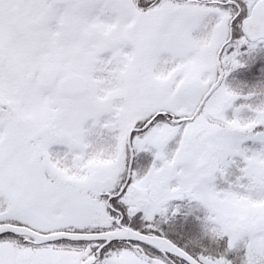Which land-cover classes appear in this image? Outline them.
I'll list each match as a JSON object with an SVG mask.
<instances>
[{
  "label": "snow or ice",
  "instance_id": "snow-or-ice-1",
  "mask_svg": "<svg viewBox=\"0 0 264 264\" xmlns=\"http://www.w3.org/2000/svg\"><path fill=\"white\" fill-rule=\"evenodd\" d=\"M57 30L83 77H28ZM261 41L264 0H0V264H264Z\"/></svg>",
  "mask_w": 264,
  "mask_h": 264
},
{
  "label": "rangeland",
  "instance_id": "rangeland-1",
  "mask_svg": "<svg viewBox=\"0 0 264 264\" xmlns=\"http://www.w3.org/2000/svg\"><path fill=\"white\" fill-rule=\"evenodd\" d=\"M116 27L115 24L109 26L108 31L111 30V28ZM106 34V33H105ZM56 40L53 41V43L49 45L43 44L42 46V51L40 53V58L42 62H45L46 59L50 61L52 58L55 59L57 62V66L59 67V70L61 73H67V72H72V71H79L83 73V69L87 65V58L86 54L84 52L85 45L87 43L86 39H80L79 41H73L70 38H65L60 30H57L55 33ZM264 48V41L258 42L256 47L251 50H258V49H263ZM251 52H242V55L245 54H251ZM240 57V58H241ZM232 77L230 73H228V76L226 77V80L229 84H231ZM95 80L100 84V85H105V82H110L111 77L110 75H100L95 78ZM264 98V95L253 97L252 99H260ZM96 155L97 159H93L92 157L89 158L88 163L95 161L98 163V161H101L102 163H108L109 161L102 160L100 156L97 154ZM64 158H61V162L63 161ZM55 163V162H54ZM71 165L65 164L64 168L65 170L69 169ZM74 174V173H73Z\"/></svg>",
  "mask_w": 264,
  "mask_h": 264
},
{
  "label": "trees",
  "instance_id": "trees-1",
  "mask_svg": "<svg viewBox=\"0 0 264 264\" xmlns=\"http://www.w3.org/2000/svg\"><path fill=\"white\" fill-rule=\"evenodd\" d=\"M241 59L244 63L230 72L231 85L245 93L264 88V48L245 54Z\"/></svg>",
  "mask_w": 264,
  "mask_h": 264
},
{
  "label": "flooded vegetation",
  "instance_id": "flooded-vegetation-1",
  "mask_svg": "<svg viewBox=\"0 0 264 264\" xmlns=\"http://www.w3.org/2000/svg\"><path fill=\"white\" fill-rule=\"evenodd\" d=\"M42 46H43V44H41V45H39V46H37L31 50V54L34 56L35 59H34V62L30 63L27 67L26 75L28 77H30V75H31V77L33 75H35L37 77V79H39L41 71L43 69L51 70L55 74L61 73L59 70V67L56 64L57 62L55 61V59L52 58L50 61H48V59H46L45 62L40 61V60H42L40 58V53L43 50ZM74 73L81 74V76L83 77V73H81L79 71H72V72L62 73L59 76V78H61L64 75H69V74H74Z\"/></svg>",
  "mask_w": 264,
  "mask_h": 264
},
{
  "label": "water",
  "instance_id": "water-1",
  "mask_svg": "<svg viewBox=\"0 0 264 264\" xmlns=\"http://www.w3.org/2000/svg\"><path fill=\"white\" fill-rule=\"evenodd\" d=\"M45 74H50L47 70H43V72L41 73V77L43 76V75H45ZM54 76V75H53ZM30 77H31V75H30ZM80 78H82L81 76H79V75H77V74H73V75H70V76H64V77H62L61 79H60V82L62 83L63 81H65V80H73V81H75V80H78V79H80Z\"/></svg>",
  "mask_w": 264,
  "mask_h": 264
}]
</instances>
